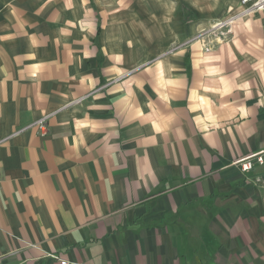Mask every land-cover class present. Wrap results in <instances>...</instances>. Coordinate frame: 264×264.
Listing matches in <instances>:
<instances>
[{
	"label": "crops",
	"instance_id": "crops-1",
	"mask_svg": "<svg viewBox=\"0 0 264 264\" xmlns=\"http://www.w3.org/2000/svg\"><path fill=\"white\" fill-rule=\"evenodd\" d=\"M239 2L0 0V264H264V11L189 41Z\"/></svg>",
	"mask_w": 264,
	"mask_h": 264
},
{
	"label": "built area",
	"instance_id": "built-area-1",
	"mask_svg": "<svg viewBox=\"0 0 264 264\" xmlns=\"http://www.w3.org/2000/svg\"><path fill=\"white\" fill-rule=\"evenodd\" d=\"M239 5L241 9L235 13L226 15L220 21L214 22L211 26L212 33L205 35L201 38V45L205 49L212 48L214 45L225 41L229 38L232 32V26L238 18L242 16H253L264 11V0H240ZM83 97L75 98L70 103H80ZM50 114H46L38 118L35 122L28 127L35 128L39 135L44 136L48 133V117ZM235 165L241 172H249L254 165L263 163V156L261 154H251L246 157L236 160ZM59 264H82V263H70L68 260H59Z\"/></svg>",
	"mask_w": 264,
	"mask_h": 264
},
{
	"label": "rangeland",
	"instance_id": "rangeland-1",
	"mask_svg": "<svg viewBox=\"0 0 264 264\" xmlns=\"http://www.w3.org/2000/svg\"><path fill=\"white\" fill-rule=\"evenodd\" d=\"M184 15H186V14H184ZM255 15H253V16H255ZM224 17L225 16H223V17H221V18H219L217 20H213L205 28H201V29L197 30V32L194 35H192V36L189 37V41L190 42H192V41L200 42L201 41V38L200 37H204L205 35H208V34L212 33L211 26L213 25V23L214 22H217V21H220V19H222ZM201 46H202V48H204L203 45H201Z\"/></svg>",
	"mask_w": 264,
	"mask_h": 264
}]
</instances>
